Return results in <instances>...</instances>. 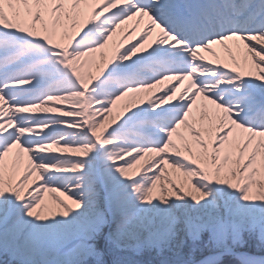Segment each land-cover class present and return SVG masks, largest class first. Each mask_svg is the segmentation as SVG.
<instances>
[{"label": "snow or ice", "instance_id": "1", "mask_svg": "<svg viewBox=\"0 0 264 264\" xmlns=\"http://www.w3.org/2000/svg\"><path fill=\"white\" fill-rule=\"evenodd\" d=\"M0 224L46 264L264 243V0H0Z\"/></svg>", "mask_w": 264, "mask_h": 264}, {"label": "rangeland", "instance_id": "2", "mask_svg": "<svg viewBox=\"0 0 264 264\" xmlns=\"http://www.w3.org/2000/svg\"><path fill=\"white\" fill-rule=\"evenodd\" d=\"M7 227V225L0 224V264H31L32 261H35V264H46L47 261L56 259L57 253L54 247L38 246L34 249L19 247L14 242L12 235L7 233ZM107 232L108 229L106 228L105 235H107ZM244 239L246 245L241 246L242 248L234 246L233 252H223L225 254L220 256L221 264L232 259L234 264H239L235 253L246 254L258 259L264 258V243L260 241L258 236L251 237L245 233ZM208 241V234H204L201 241L194 248L192 241L188 240L180 252L181 258L198 264L209 255L221 254L213 251L206 253L207 250L204 249V245H207ZM97 247L102 253L103 264H153L152 261L156 257L160 260L159 262L162 259L155 250L146 249L139 254L130 251H120L107 244L104 239L98 242ZM115 254L118 257L116 261L113 258ZM168 255L172 258L170 254ZM85 264H97V258L88 256Z\"/></svg>", "mask_w": 264, "mask_h": 264}, {"label": "bare ground", "instance_id": "3", "mask_svg": "<svg viewBox=\"0 0 264 264\" xmlns=\"http://www.w3.org/2000/svg\"><path fill=\"white\" fill-rule=\"evenodd\" d=\"M117 39H120V37H117ZM135 40H136V37H130L126 42H125V47H127V46H129L131 43H133V42H135ZM187 85V82H185V85L184 86H186ZM157 95H159V94H162V92H158V93H156ZM58 195V194H57ZM61 199H63V197H61ZM47 202L50 204V205H53L54 207H56L57 208V210H58V206H55V204H54V201H53V199H52V194H49L48 195V197H47Z\"/></svg>", "mask_w": 264, "mask_h": 264}, {"label": "trees", "instance_id": "4", "mask_svg": "<svg viewBox=\"0 0 264 264\" xmlns=\"http://www.w3.org/2000/svg\"><path fill=\"white\" fill-rule=\"evenodd\" d=\"M208 243H209V241H208ZM208 243H207V245H204V249L207 250L206 253L212 252V251H210L209 248H208ZM247 243H248V242H247ZM245 245H246V243H245V239H244V244H243L242 246H245ZM239 247L242 248L241 246H239ZM196 251H197V250H196ZM113 258H114V261H116V259L118 258V257H117V254H115ZM117 261H118V260H117ZM159 261H160V260L156 257L152 262H153V264H161V262H159ZM152 262H151V263H152ZM224 264H234V263H233V259H232V260L225 261Z\"/></svg>", "mask_w": 264, "mask_h": 264}, {"label": "water", "instance_id": "5", "mask_svg": "<svg viewBox=\"0 0 264 264\" xmlns=\"http://www.w3.org/2000/svg\"><path fill=\"white\" fill-rule=\"evenodd\" d=\"M225 253H221V254H219V256H222V255H224ZM235 256L239 259V256H240V254H238V253H235ZM200 264V263H199Z\"/></svg>", "mask_w": 264, "mask_h": 264}]
</instances>
